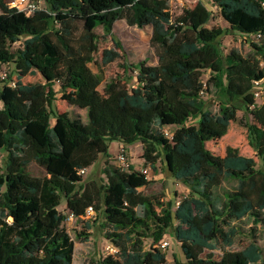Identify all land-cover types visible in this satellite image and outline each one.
<instances>
[{"label":"trees","instance_id":"obj_1","mask_svg":"<svg viewBox=\"0 0 264 264\" xmlns=\"http://www.w3.org/2000/svg\"><path fill=\"white\" fill-rule=\"evenodd\" d=\"M212 1L229 32L258 41L255 55H223L225 31L206 27L212 12L203 0L179 18L170 0H45L46 11L30 18L0 0V264H73L64 225L90 210L111 228L118 250L101 264H264V104L255 97L256 82L264 84V0ZM121 20L152 28L158 64H124L126 79H104L91 65L123 56L101 52L96 30L112 36ZM7 64L18 75L14 85L1 78ZM37 74L42 85L23 82ZM58 93L85 110L87 122L57 114ZM242 109L258 160L234 148L217 156L207 146L228 134ZM112 142L141 143L145 165L156 170L162 160L190 195L159 213L141 191L153 181L135 165L106 166L104 178L84 180L81 171L111 159ZM33 165L42 175L32 174ZM63 203L69 215L59 210ZM169 233L182 253L173 262L156 247ZM241 237L250 244L235 249ZM206 250H221V258L203 256Z\"/></svg>","mask_w":264,"mask_h":264},{"label":"rangeland","instance_id":"obj_2","mask_svg":"<svg viewBox=\"0 0 264 264\" xmlns=\"http://www.w3.org/2000/svg\"><path fill=\"white\" fill-rule=\"evenodd\" d=\"M203 2L212 12V20L206 27L209 29L219 28L225 31V35L221 39V51L223 55L227 56L234 54L241 57L255 55L251 44L257 43L258 41L255 39L242 38L233 32H229L230 26L222 18L218 7L213 3V1L203 0ZM43 4L45 5V0ZM184 12H186L184 8L179 6L177 3L174 4V18L181 17ZM96 33L101 38V52L105 49L114 50L118 51L123 56L116 62L107 66L96 67L95 65H91L92 70L95 73L103 75L104 79L117 76L126 79L127 75L123 69L124 64L136 66L142 61H147L150 66H156L158 64L156 52L150 44L152 38L151 27L140 29L136 26H130L126 20H121L115 24L112 36L105 37V32L102 27L97 28ZM102 38L106 39L104 40ZM115 41L120 43L121 49H118ZM19 45L20 44L17 43L15 48H18ZM101 52L98 55V58L100 57ZM262 62L261 66L264 68V61ZM4 72L7 73V76H11L14 83L17 82L18 75L15 73V67L13 64L5 65ZM128 75L134 77V81L129 84L131 87L136 83L135 77L137 72L131 67V72H129ZM209 77V72L204 73V82H206ZM23 82L32 85H42L44 79L41 75L37 74L35 77L28 76L24 78ZM56 89L59 90V87L56 86ZM205 98L207 99L208 97L205 96ZM262 104H264V98H258V106H261ZM214 107L217 108V106ZM54 111L57 114L68 113L72 119H80L83 122H87L88 120L87 112L85 110L71 106L66 101H63L60 93L57 95ZM250 121V117L247 115L245 110L242 109L238 112L237 119L231 123L228 134L218 142L208 143V149L217 156L224 157L228 148H234L237 149L241 155L245 157H253L258 160L255 157L254 148L251 145V139L249 136L248 125H250ZM51 123H54L53 119L51 120ZM175 129L176 128H173L172 131ZM109 153L111 155V159L103 158L96 166L89 168L86 174L83 175L84 180L90 181L91 179H96L98 181L104 178L103 170L106 166L122 167L119 161V156L121 154H125L128 164L131 163L130 165H133L132 162H135L137 169H143L145 167L148 168L149 179L153 180V184L148 188L141 189V191L155 199L154 205L159 213L161 212V205L163 203L174 204L175 210L180 201L190 195V190L184 184L176 181L169 175L162 160L157 163L156 170L151 169L149 165H145V162L142 159L143 149L141 143L137 142L130 146H124L119 142H112L109 144ZM2 157L3 154L0 152V160ZM30 171L34 175H42V170L35 165L31 166ZM59 210L62 213L69 215L66 204L63 203ZM96 219L97 218L94 213L89 214L88 217L84 219H76L68 216L64 226L74 241L73 264H101V262L109 256L117 255L118 250L107 237V233L112 232L111 228L108 227L107 229H103L101 227L103 222L98 224L95 222ZM88 225L91 227L88 228ZM176 226L177 225H175V227ZM163 241L169 242V247L167 249H161L160 244L156 245V247L166 253L170 262H173L175 257L182 259L180 245L172 236V233L167 234ZM151 244L152 241L146 239V249H149ZM249 244L250 240L248 238L241 237L236 241L234 248L243 249ZM261 246L264 250V237L261 239ZM207 254H213L214 258L218 260L221 258L222 252L221 250H206L203 256Z\"/></svg>","mask_w":264,"mask_h":264},{"label":"built area","instance_id":"obj_3","mask_svg":"<svg viewBox=\"0 0 264 264\" xmlns=\"http://www.w3.org/2000/svg\"><path fill=\"white\" fill-rule=\"evenodd\" d=\"M200 0H170V13L173 16V7L174 4L177 3L179 6L184 8V10H189L193 5H195L197 2ZM9 6L13 9H16L19 13L24 14L26 17L30 18L34 16L37 12L40 11H46V8L43 3L44 0H9ZM193 4V5H192ZM185 13V12H184ZM175 17V16H173ZM7 73L4 71L1 73V78L2 79H7ZM15 83L13 82L12 85ZM255 97L256 100L258 101V98H264V84L263 82H256L255 86ZM166 135H169L168 131H165ZM119 161L122 165V168H128L130 164H128L127 157L125 154H121L119 156ZM0 167H1V162H0ZM87 170H83L80 172L81 175H85ZM141 172L147 176H149V170L148 169H141ZM94 213L92 210H90L87 214L86 217H88L89 214ZM70 217H73V215H70ZM84 217V218H86ZM82 218V219H84ZM169 247V242L163 241L160 244V248L165 250Z\"/></svg>","mask_w":264,"mask_h":264},{"label":"crops","instance_id":"obj_4","mask_svg":"<svg viewBox=\"0 0 264 264\" xmlns=\"http://www.w3.org/2000/svg\"><path fill=\"white\" fill-rule=\"evenodd\" d=\"M131 164V163H130ZM133 165H135V162H132ZM146 168V167H145ZM153 181V180H152Z\"/></svg>","mask_w":264,"mask_h":264}]
</instances>
